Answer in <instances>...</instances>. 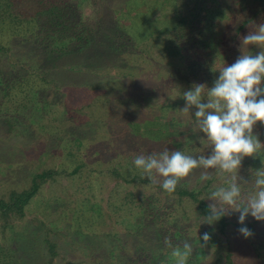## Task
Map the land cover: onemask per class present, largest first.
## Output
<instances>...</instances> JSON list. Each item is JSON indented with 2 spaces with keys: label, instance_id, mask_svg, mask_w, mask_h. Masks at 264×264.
Listing matches in <instances>:
<instances>
[{
  "label": "rangeland",
  "instance_id": "rangeland-1",
  "mask_svg": "<svg viewBox=\"0 0 264 264\" xmlns=\"http://www.w3.org/2000/svg\"><path fill=\"white\" fill-rule=\"evenodd\" d=\"M262 22L264 0H0V45L13 50L0 52V74L12 75L0 86V197L56 173L23 218L0 215L5 252L17 264H174L172 247L189 239L187 264H264V221L246 217L248 237L236 228L238 211L224 233L216 222L199 224L195 203L161 193L132 164L141 152L201 149L180 95L193 82L211 87L223 60L234 62L242 37ZM57 23L73 32L83 25L88 41L64 38L70 48L50 53L61 36L46 33ZM216 25L221 32H207ZM254 132L264 141V125ZM260 167L264 151L245 156L240 175ZM198 176L177 186L210 204L217 178L194 190Z\"/></svg>",
  "mask_w": 264,
  "mask_h": 264
},
{
  "label": "clouds",
  "instance_id": "clouds-1",
  "mask_svg": "<svg viewBox=\"0 0 264 264\" xmlns=\"http://www.w3.org/2000/svg\"><path fill=\"white\" fill-rule=\"evenodd\" d=\"M249 45L260 49L256 54L244 51ZM241 54L231 64L223 60L213 85L193 82L183 90L185 103L181 115L190 114V128L201 149L191 154L180 148L135 154L132 164L150 182H159L162 191L172 194L182 179L199 170L194 190L213 175L217 178L207 192L211 203L204 215H197L200 223H215L238 211V231L252 235L244 223L249 215L264 221V167L249 170V179L240 175L245 156L264 151L260 133L254 132L257 122L264 125V22L242 37ZM251 185L245 189V185ZM209 233L202 234L207 242ZM193 250L186 239L171 249L174 264H187Z\"/></svg>",
  "mask_w": 264,
  "mask_h": 264
},
{
  "label": "trees",
  "instance_id": "trees-1",
  "mask_svg": "<svg viewBox=\"0 0 264 264\" xmlns=\"http://www.w3.org/2000/svg\"><path fill=\"white\" fill-rule=\"evenodd\" d=\"M5 12H7V11H5ZM8 15H10V13H8ZM3 16L4 17H1V20H3L5 18V15H3ZM213 24L214 23H212V25ZM212 25H210V26H212ZM57 27L59 28L58 31H56L57 28L55 25L50 24V27H48V29H47L46 34L50 33V35H49L50 37L51 36H61L60 40H56L55 44L51 45L50 53L63 52L66 48L67 49L70 48V43H73L71 41L72 39H68L70 41V43L69 42L66 43L63 40L64 38L76 36L78 41L82 42L81 40L86 39L85 38V37H87L86 35L90 34V32L87 30L88 28H85L83 25H81L79 32L78 31L73 32V29H70V27H68V26H65V28H63L64 26L59 25L58 23H57ZM51 29H53V30H51ZM240 29H241V27H240ZM212 30H214V31H212ZM212 30H210V31L206 30V31L210 32V33H214V32H221L222 29L220 26L216 25L215 28L213 26ZM78 33H81L84 38L82 36H78L77 35ZM113 33H115V34L117 33V35H118V32H113ZM119 36L120 35H118V37ZM199 37L202 39H204L206 37L205 30L200 32ZM30 38H34V35L29 37V39L26 37L25 40L26 41L28 40L26 43L34 42V40H30ZM88 39H89V37H87V41H88ZM36 47H38V48L44 47V49H46V51H49L48 48L50 47V45L49 46L43 45V42H40V45L36 46ZM12 51L13 50L11 47L9 48V47H5L4 45H0V52L13 54V53H11ZM217 60L219 61V59H217ZM214 63H216V62H214ZM214 68H216V67H214ZM0 76L2 77L0 80V86L2 87L4 85V81L5 82H6V80L9 81V78H7V76L11 77L12 75L0 74ZM19 78H20V76H19ZM5 89H7V88L5 87ZM33 96L38 97V93H36V91H34ZM76 173H77V170H74L72 172V174H76ZM55 174L56 173L54 171H43L42 173L34 176L32 183H31V186L27 190H24L21 192L13 191L8 195V197H0V215L4 216L5 218H8V219H10L12 217L23 218L25 216V212H26L28 206L31 204L34 197L38 193L41 183H43L47 179L55 176ZM160 191H161V193H163L167 196H173V197L176 196L179 200H189V201L195 203L197 206V213H199L200 215H204L207 212V206L209 203L204 198H202L201 192H194V191H191L189 189H186L183 187H178V186H177L175 192L172 194H168V193L162 191L161 189H160ZM216 223H218V225L220 226V232L224 233L226 230V227L229 225L228 217L224 216V217L220 218L218 221H216ZM245 224L248 228H250V229L253 228V224H251V223H245ZM239 226H240L239 224H236L237 229L239 228ZM180 233L181 232H179V230H176V232L174 234L178 236V235H180ZM45 243L47 244V248H48L50 255L52 257H54L56 255V245L53 242H51L49 239H46ZM15 258H14V254H12V252H5V249L1 245V241H0V264H17ZM228 263L233 264L230 258H228Z\"/></svg>",
  "mask_w": 264,
  "mask_h": 264
}]
</instances>
